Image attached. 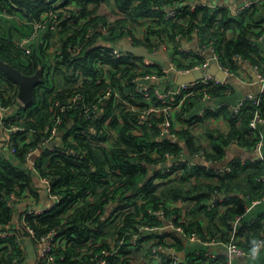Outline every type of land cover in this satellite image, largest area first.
<instances>
[{"label": "trees", "instance_id": "16d2710c", "mask_svg": "<svg viewBox=\"0 0 264 264\" xmlns=\"http://www.w3.org/2000/svg\"><path fill=\"white\" fill-rule=\"evenodd\" d=\"M71 1L66 0L58 7L70 5ZM75 1L82 7L79 15L72 19L66 18L61 8L54 9L62 14L56 45L49 42L52 31L46 26L37 31L35 40L30 41L25 50L19 48L14 39L30 34L33 29L26 30L17 19L0 14V56L26 74L35 72L39 65L42 68L33 102L28 105L19 102L17 83L0 70V102L9 109L18 104L11 113L6 111L0 122L7 138L0 146V232H11L0 236V264H24L19 236L29 235L27 227L33 230L31 237L35 241L54 232L55 246L51 251L54 260L46 263L39 258L36 264H98L102 259L105 264H149L146 261L152 259L151 249L159 243L182 252L178 264H226L225 254L217 255L212 251L215 255L212 257L207 255V247L191 252L181 232L144 235L141 227L163 224L164 221L152 213L158 208H162L166 216L175 215V225L185 234H196L198 238L192 243L202 245L212 239L226 243L235 229L234 243L251 250L255 240L264 235V212L256 220L250 221L249 217L254 207L264 202L251 205L253 199L264 194V183L257 180L264 160L234 157L225 162V155L227 148L234 144L254 149L260 138L264 144V124H258L262 137L258 129L249 125L256 110L264 117V91L255 93L260 99L258 106L246 99L240 112L234 114L230 104L219 103L215 111L207 108L200 116L190 113L191 101H201L206 89L196 90L173 114L171 131L177 135L175 142L162 134V114L153 113L147 122L137 127L136 111L128 110L124 103L127 100L138 104L136 101L142 98L135 92L131 78L155 73L162 76L158 85L170 87L176 85L171 80L174 76L164 74L161 64H145L142 56L130 51L127 55L98 58L111 63L110 72L101 81L86 79L79 87L68 86L69 82L78 81L75 77L79 74L97 76L92 57H88L92 49L75 54L69 47L90 27L110 20L92 7L93 0ZM192 2L113 0L116 16L109 21L107 38L117 43L130 35L133 45L150 52L164 43L167 52L168 48L179 55L170 53L178 67L186 66L189 57L201 60L204 50L210 46L215 49L220 63L233 73L241 67L240 60L258 65L260 48L254 40L264 33V26L261 27L263 21L255 18V4L232 14L219 0L200 1L191 10L188 5ZM172 4H180L181 8L169 16ZM14 5L25 8L37 19L49 8L43 0H0V12H16L18 8ZM135 24L139 25L137 31ZM255 27L261 28L254 31ZM230 29L232 36L228 35ZM94 36H99V32ZM194 36L198 51L178 50L181 39ZM104 48L109 50L108 46ZM70 65H74L78 73L72 76L64 73L63 68ZM226 86L210 87L207 92L212 96L221 93ZM110 87L120 97L112 94L105 98L100 102L102 110L92 114L81 112L80 105L74 103L60 112L63 118L59 125L60 138L54 137L49 145H41L50 134L51 119L59 112L54 106L56 101L63 103L79 92L84 102L92 103ZM152 100L160 104L155 96ZM222 114L227 120L226 130L203 126L206 118ZM201 123L204 128L202 136L198 137L193 127ZM12 126L18 129H10ZM29 150L34 151V165L27 163ZM199 151L203 152L204 159L214 161L206 164L203 159L198 160ZM166 153L172 156V162L163 161L170 171L162 173L156 163ZM262 153L264 155V149ZM223 164L228 169H222ZM217 168L222 170L216 173ZM33 176L45 177L51 182L49 191L43 184L45 194L47 198H51L50 194L56 195L57 201L51 199L50 207L37 213H28L29 206L23 208L16 227L12 222L17 204L27 198L39 202L42 197ZM216 192L221 200L216 199ZM238 215L242 216L234 225ZM133 234L137 238L136 248H131L129 243ZM113 250L114 253L105 254ZM164 258L163 253L160 264H168Z\"/></svg>", "mask_w": 264, "mask_h": 264}, {"label": "built area", "instance_id": "2783aa9c", "mask_svg": "<svg viewBox=\"0 0 264 264\" xmlns=\"http://www.w3.org/2000/svg\"><path fill=\"white\" fill-rule=\"evenodd\" d=\"M43 1L49 5V8H48V11H46V13L43 12L41 14L39 19L35 18L32 15V13L26 10L25 8L18 7L16 5H14L15 7L18 8L16 12L7 13L5 10H3V12H0L1 15H4L7 18L13 17L17 19L18 21H21L22 23H28L32 26L33 30L30 34H27L18 39L16 38L14 39L15 45H17L21 49L25 50L28 43L32 40H35L37 31L39 29L45 28L46 26H49L50 30L52 31L51 36L49 38L50 40L49 42L51 43V45H53L54 43L56 45V40H57L56 31H57L58 25L62 21L61 19L62 14L61 15L59 14L60 11L65 12L66 18L72 19L73 17H76L79 15L78 10L82 7L81 5L77 4L75 0H72L70 5H65L62 7H58V6L62 5V3H64L66 0H57L56 2H53V0H43ZM192 1L193 2L188 5V8H190L191 10L194 9L195 4L199 3L201 0H192ZM249 5H250V2H247L244 5L240 6L237 9L236 13L248 7ZM56 8H61V10L55 11L54 9ZM179 8H181L180 4L176 6L175 4L170 5L168 9V15L169 16L175 15L177 9ZM109 19H108L109 21L114 20V18H112L111 16ZM109 21L108 23H100L97 27H90L84 34L81 35V37L77 38L76 42L72 46L69 47L70 51L75 54L82 53V52L85 53L87 52V50L90 51V49H92L93 55L89 52L90 55H88V57H92L91 64L96 69L97 76L88 77L87 75L79 74L75 77V78H78L77 79L78 81H71L68 83V86L79 87L83 83V81L86 79L89 81L95 80V82L101 81V79L106 77L108 72H110L111 63L106 60L100 61L98 58L101 56H109V57L110 56L111 57L120 56V55L122 56V55H127V52H129L127 50L118 48L115 42H112L111 40L107 38V35L109 34V26H110ZM95 32H99V36H94ZM89 40H92V42L89 43ZM131 40L132 39L130 35H126L124 38V42L126 43H131ZM257 40L264 43V34H260L257 37ZM105 46H108L109 50H106V48H104ZM54 47L50 49V51L52 52V58H54V52H53ZM166 47L167 45L162 43L160 48L166 50ZM158 50L159 48H155L152 50V52L156 54L158 53ZM178 50L189 52L191 49L184 47V46H180ZM205 50L207 51L208 54L205 56L203 55V58L201 60H197V59L193 60L191 59V57H189L188 59H186L187 65L184 67H178L177 64L173 60H170V62H168L167 64H161L163 67V73L168 74L172 71L175 74L178 72H188L193 69H205L209 66L212 60H214L216 64L225 71V73L228 76L227 78L220 79L212 74H204L201 78H198L192 82L180 83V84H176L170 87L164 86V85H158V83L161 82L162 80V76H158L155 73L137 74L131 78V81L135 84V92L139 94L140 96H142V98L136 102H138V104L139 103L145 104L144 106H139L138 104H134L131 101L126 100L124 102L128 110L136 111L137 127L147 122L153 113H155L156 115L162 114L164 115V119L161 122L162 134L166 137H169L171 142H175L177 140V135L173 131H171L173 114L175 111L179 110L180 106L182 105V103H184L185 99L188 96L196 94V90L202 88V89H206L205 92H203L201 96V100L205 101L210 98V94L207 92V90L210 87L227 85V80L230 76L240 77L238 74V71L237 73H233L227 66H223L220 63L217 53L212 46L208 47ZM172 54L179 57V55L176 54L175 51H172ZM254 69L256 70L257 80L262 85V88L259 92H263L264 91V68L262 66L255 65ZM63 72L66 73L67 75L72 76L78 73V70L75 69L74 65H70V66L64 67ZM46 73H49V71H46ZM112 94H114L115 97H120V95L117 94L116 90L113 87H110L103 93V95H101L97 99V101L92 102V103L84 102L83 94L79 92H76L74 95L69 96L68 99L63 103L56 101L54 103V106L58 107L59 112L54 114L53 118L51 119V125L49 128L50 134L46 139H44L41 145H49L50 141L54 140L55 138L58 139L57 136L58 134L61 133V130L59 129V125L63 119L60 112H63L65 109L70 108L74 103H78L81 107V112L85 114H92L95 112H99L102 110V108L100 107V102H102L105 98L110 97ZM152 96H155L156 99L160 101L159 105H156L153 102ZM246 99L251 100L252 104L256 106L260 104L259 96L256 95L255 93H252L240 99L236 104L229 105V108L232 110L234 114L239 113ZM217 106H220V105L218 104ZM205 109L206 108H202L198 114L200 116H203V114L205 113ZM8 110H9V107L4 106L0 102V122L3 119V114ZM259 123L264 124V117L260 114L259 110H256L254 112L252 119L249 122V125L254 129H258ZM10 129H18V127L12 126ZM257 131H258V134L262 137L261 131L259 129ZM5 140L7 141V139ZM262 142L263 141L260 138L254 146V150L258 152V159H260L261 161L264 160V155L262 153ZM50 148L53 149L52 144ZM14 150L15 148L12 147L11 151H14ZM33 152H34L33 150H29L27 153V157H26V160L29 163H31V165H34V161L32 159ZM171 158L172 156L166 153L164 157L156 163L158 167L162 168L161 170L162 173L170 171V168H167L163 165V161L167 160L169 162L171 161L170 160ZM197 158L200 160L203 159L204 162L206 163H212L214 161L212 159H204V155L202 151H199L197 153ZM181 160L185 161L184 158H181ZM189 163L190 162H188V164ZM225 168L228 169L226 166L222 169H225ZM222 169L217 168L215 169V172L216 173L220 172ZM178 174H180V172H178ZM41 180L46 186L47 190L49 191L51 182L45 177H41ZM257 180L264 183V167H263V171L261 172V174L257 177ZM215 195H216L217 200L222 199V197L219 196V193ZM50 197L53 201H57L56 195L50 194ZM262 200H264V194L260 198L253 199L251 202V205L257 204ZM251 205H249L247 209H249ZM49 207H50V204L46 206H34L33 205V206L28 207L27 212L37 213L42 210H46ZM149 211L151 212V210ZM152 213L157 215L158 218L162 219L164 222L162 225H158V226L145 225L141 227L140 229L143 233L144 231H148L147 232L148 234L156 232L158 233V235L163 236L164 232L175 230V231L181 232L185 236L187 241H195L198 238L195 233L192 232V233L185 234L182 228H179L178 226H176L174 223V218L176 217L175 215L166 216L162 208H158ZM241 216L242 215L237 216L234 222V225H236V223L240 220ZM27 231L29 233V236L33 234V230L30 227H27ZM234 232H235V229L232 230V235H231L229 242L222 243L221 241L212 239L209 241H204L203 243L222 245L229 256L231 255V256H238V257H253L254 255L257 254L258 250L262 246H264V235H261L255 240V246L252 247L251 250H246L234 243ZM6 233L10 234L11 232H8V231L0 232V236H4L6 235ZM53 233L54 232L51 231L47 233L46 235L42 236L40 240H38L39 242L42 243V248L40 250L39 258L44 259L46 263L54 260L53 253L51 252L52 248L55 246V239L53 237ZM165 238L166 237H164V239ZM136 239H137L136 235L133 234L129 242L131 244V248H136ZM119 243H121V241H119ZM151 251L153 253L151 255L152 258L157 257L158 254H161L163 256V253H164L165 258L163 260L166 261L168 264H178L181 261L180 256L178 255L175 248L170 245H167V244L163 245L161 243L155 244L153 245ZM110 253H114V250L112 252H108V251L105 252V254H110ZM207 255H210L212 257L215 256L212 251H208ZM98 264H105V260L102 259L101 262ZM226 264H233L231 261V258L228 257Z\"/></svg>", "mask_w": 264, "mask_h": 264}, {"label": "crops", "instance_id": "0c3cea01", "mask_svg": "<svg viewBox=\"0 0 264 264\" xmlns=\"http://www.w3.org/2000/svg\"><path fill=\"white\" fill-rule=\"evenodd\" d=\"M250 2L251 4H255V18L258 19V21H263L264 22V0H228V2H220L221 4L225 5L228 7V9L230 10V12L232 14H235L237 9L244 5L245 3ZM92 7L96 9V11H99L102 7L105 8L104 6L107 5L109 12L107 13V15H105L107 18H110V16H114L112 18H115L116 16V9L115 5L113 3V0H93V2L91 3ZM261 23V27L264 26V23ZM19 25L21 27L25 26L26 30L28 28H31L32 30V26L28 23H22L21 21H19ZM260 27V28H261ZM258 27L254 28V31H259ZM233 31L230 29L228 30V35L232 36ZM264 34V33H262ZM257 45H259V52H258V65L262 66L264 68V43L260 42L257 40V38L254 40ZM124 41L121 42H115L116 46L121 43L119 46H117L120 49H124L127 50L125 48V46L122 44ZM129 44V43H128ZM180 46H184L187 48H190L192 51H198V42L197 39L195 38V36L191 39L188 38H183L180 40ZM163 50V52H161ZM127 51H131V50H127ZM148 51V52H146ZM172 50L168 49L169 52V56L166 50L159 48L158 53L155 54L152 51L150 52L149 50H146L143 47H140L137 52H134L136 54H138L139 56H142V60L145 64H151V63H159V64H167L168 62H170V60H172L171 58V53ZM205 51V55H207V51ZM185 59V58H184ZM183 59V60H184ZM241 67H239L238 69V74L240 77H236V76H230L227 80V86L225 89H223L221 91V93H215L212 96H210L209 99L207 100H201V101H195L192 100L191 101V106H190V113H199V111L202 108H209L211 111H215L217 109V105L220 104H230L232 105L233 103L237 102L239 99H242L244 97H246L249 94L252 93H257L261 90L262 85L261 83L257 80V76H256V70L254 69V66L252 64H249L248 62H244L243 64L241 63L240 65ZM170 73L173 74L174 73L171 71ZM171 74V75H172ZM168 80V79H167ZM166 80V81H167ZM173 82L174 81V77H172L171 79ZM165 80L163 81L164 84L166 82ZM204 106V107H203ZM207 120H205V123H203V126L209 125L211 127H218L220 128V130H226L227 129V120L226 117H224V115H219V116H210L208 118H206ZM180 126V123L177 124ZM196 130V135H200L202 136V131L203 128L202 127V123L198 126H194L193 127ZM1 133H0V146L6 141L5 139L6 136L4 134V132L2 131V129L0 128ZM199 137V136H198ZM264 149V144L262 145V150ZM234 157H238L241 158L242 160H256L258 159V153L254 150V149H248V148H244V147H240L236 144L231 145L230 147L227 148L226 150V155H225V162L228 161L231 158ZM199 160V159H198ZM224 162V163H225ZM27 163L29 165H31V163H29L27 161ZM226 164V163H225ZM34 179V183L36 188L39 189V191L42 194V197L40 198L39 202H36L33 199H29L27 198L26 200L22 201V203H18L16 206V214L14 216L13 219V225L18 227V223H19V215L21 214V210L27 206H46L49 205L51 202V198H47L46 194H45V188H44V183L42 182V180L35 176H33ZM32 204V205H31ZM264 212V202L257 204L254 207L253 212L251 213L250 217V221L256 220L258 218V215L262 214ZM24 235V234H23ZM144 235L148 236V233H144ZM22 236V235H20ZM20 236H19V241H20ZM31 245L29 248L25 249V246L22 245L21 241V246L24 250V254H25V260H24V264H36L39 257H40V250L42 248V243L39 241H35L32 239L31 237ZM186 241V240H185ZM187 242V241H186ZM145 243V242H143ZM187 245L190 247L191 252H195L196 249L198 248H205L207 247V249L209 251H213L215 254H225L227 257L231 258V260L234 261L235 264H264V246H262L256 255H254L253 257H238V256H229L227 254V252L225 251V249L223 248L222 245L219 244H202L199 245L197 243H192V241H188ZM176 250V249H175ZM177 251V250H176ZM184 252V251H183ZM178 255L182 256V252H177ZM260 255H262V261L259 262L258 258L260 257ZM180 256V257H181ZM162 260V255L158 254L157 257H153L152 259H148L149 264H160Z\"/></svg>", "mask_w": 264, "mask_h": 264}, {"label": "water", "instance_id": "95a60500", "mask_svg": "<svg viewBox=\"0 0 264 264\" xmlns=\"http://www.w3.org/2000/svg\"><path fill=\"white\" fill-rule=\"evenodd\" d=\"M201 1L204 3H210V0H201ZM220 2H228V0H219V3ZM240 63L243 64V61L240 60ZM0 70H2L5 74H7L17 83V87H18L17 98L19 102L23 105H28L32 103L34 99V88L42 77L41 66L39 65L35 70V72L26 74L16 66L12 65L10 62L4 60L0 56ZM204 74H212L220 79L228 77L225 71L222 68H220L214 60H212L209 66L205 69H193L188 72L175 73L174 81L176 84L192 82L198 78H201ZM17 107L18 104L15 105V107L10 108L7 112L11 113ZM60 136L61 133L58 134L57 138H60ZM223 166H225V164H223ZM147 232L148 231H144L145 234Z\"/></svg>", "mask_w": 264, "mask_h": 264}, {"label": "rangeland", "instance_id": "374dc122", "mask_svg": "<svg viewBox=\"0 0 264 264\" xmlns=\"http://www.w3.org/2000/svg\"><path fill=\"white\" fill-rule=\"evenodd\" d=\"M105 8H101L98 12H100L101 14H104V15H107V13L109 12V10H108V7H107V5L106 6H104ZM112 17H114V16H112ZM132 25V24H131ZM134 26V29L137 31L138 29H139V25L138 24H135V25H133ZM122 41H124V39L122 40ZM121 43H119L117 46H119ZM124 46H125V48L127 49V50H131V51H134V52H137V50L141 47L140 45H133L132 43H126V42H123L122 43ZM146 52H148V51H146ZM161 52H163V50L161 51ZM157 54V53H156ZM20 241H21V243H22V245L23 246H25V249L26 248H29L30 247V245H31V236H29V235H27V234H24V235H22V236H20ZM262 255H260V257L258 258V261L259 262H261L262 261Z\"/></svg>", "mask_w": 264, "mask_h": 264}]
</instances>
